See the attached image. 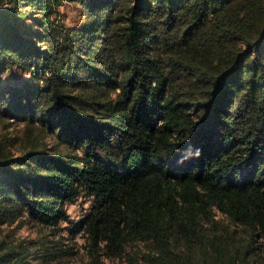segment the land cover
I'll list each match as a JSON object with an SVG mask.
<instances>
[{"label":"trees","instance_id":"1","mask_svg":"<svg viewBox=\"0 0 264 264\" xmlns=\"http://www.w3.org/2000/svg\"><path fill=\"white\" fill-rule=\"evenodd\" d=\"M2 65L30 76L0 91L26 130L0 139V232H48L0 264H68L64 228L90 264H264V0H0Z\"/></svg>","mask_w":264,"mask_h":264},{"label":"rangeland","instance_id":"2","mask_svg":"<svg viewBox=\"0 0 264 264\" xmlns=\"http://www.w3.org/2000/svg\"><path fill=\"white\" fill-rule=\"evenodd\" d=\"M59 15L68 24L72 25L79 20L81 16L80 7L69 1H64L59 7ZM29 73L22 71L16 65H2L0 67V91L7 89L11 86H23L25 81L29 78ZM14 139L15 146H19L23 140L26 138V130L23 122L15 121L11 119H1L0 118V139ZM93 197L87 194L80 195L77 200L67 204V210L69 212L70 218L78 220L84 216L85 213L91 207ZM68 223L63 222L62 226ZM48 230H40L38 226L33 223L26 222L22 224L13 223L11 225H4L2 231L0 232V240L7 239H32L42 236ZM61 234L62 241L67 246L73 247L75 253H73L69 259L68 264H90V256L88 249L85 246L86 236L83 231H80L72 236L68 229H63ZM58 238V236H54ZM106 264H127L126 260L121 258L106 259Z\"/></svg>","mask_w":264,"mask_h":264}]
</instances>
